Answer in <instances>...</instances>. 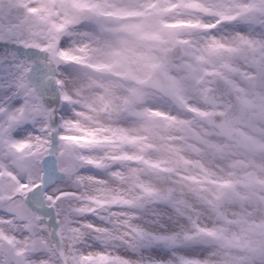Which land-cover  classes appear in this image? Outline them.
<instances>
[{"label": "snow or ice", "instance_id": "1", "mask_svg": "<svg viewBox=\"0 0 264 264\" xmlns=\"http://www.w3.org/2000/svg\"><path fill=\"white\" fill-rule=\"evenodd\" d=\"M114 7L0 0V264H264V0H156L136 108L71 83Z\"/></svg>", "mask_w": 264, "mask_h": 264}, {"label": "flooded vegetation", "instance_id": "2", "mask_svg": "<svg viewBox=\"0 0 264 264\" xmlns=\"http://www.w3.org/2000/svg\"><path fill=\"white\" fill-rule=\"evenodd\" d=\"M119 1L121 0H111L115 4L114 8L100 10V19L88 31L85 38L84 50L74 52L68 59L83 63L85 72L90 76L98 75L99 79L102 77L104 80L126 79L134 85H137V81H141V84L148 88L145 81L154 77L156 67L163 62L165 49L163 46L170 39L167 34L170 25L156 7V0H125L137 6L131 9L119 8L122 6ZM125 39L152 47L158 45L157 50L162 62L156 64L152 57L148 64L150 73L141 77L145 72L141 71L139 57L150 54L146 49L143 53L135 47L133 52L131 48H125L124 45H127ZM134 61H137V64Z\"/></svg>", "mask_w": 264, "mask_h": 264}, {"label": "rangeland", "instance_id": "3", "mask_svg": "<svg viewBox=\"0 0 264 264\" xmlns=\"http://www.w3.org/2000/svg\"><path fill=\"white\" fill-rule=\"evenodd\" d=\"M122 6L119 8L121 9H131L137 8V6L131 5V2L121 0L119 1ZM84 42L85 39L78 45L77 52L84 50ZM124 42L127 45H124L125 48H131L132 52L133 49L137 48L141 50L143 53L146 49V52L150 54V56L139 57L140 60L138 61L141 64V71L145 73L141 76L144 77L150 73V69H148L149 61L154 58V62L158 64L162 62L161 56L157 50L158 45L147 46L144 44H139L135 41L131 42L128 39H125ZM132 45V46H130ZM135 47V48H134ZM163 47H166L163 46ZM75 51V53H76ZM126 55H130L129 53H125ZM81 56V55H77ZM134 59V57H133ZM131 59V60H133ZM137 64V61H134ZM84 64L81 62H74L72 67L71 74L75 78V90L80 94L82 99L85 102L93 104H103V105H119V106H130L136 108V102L142 100L150 95V90L146 88L144 85L141 84V81H137V85L132 84L131 81L128 80H113L104 78H100V76H90L89 73L85 72ZM74 68V69H73ZM73 84V82H72ZM137 110H139L137 108ZM143 126V125H141ZM84 139V138H82Z\"/></svg>", "mask_w": 264, "mask_h": 264}, {"label": "bare ground", "instance_id": "4", "mask_svg": "<svg viewBox=\"0 0 264 264\" xmlns=\"http://www.w3.org/2000/svg\"><path fill=\"white\" fill-rule=\"evenodd\" d=\"M70 77H71V83L73 82V84H72V85H73V86H74V88H75L76 86H75V84H74V83H75V81H76V80H75V78H74V76H73L72 74H70Z\"/></svg>", "mask_w": 264, "mask_h": 264}, {"label": "water", "instance_id": "5", "mask_svg": "<svg viewBox=\"0 0 264 264\" xmlns=\"http://www.w3.org/2000/svg\"><path fill=\"white\" fill-rule=\"evenodd\" d=\"M149 81H150V80H149ZM149 81H147V83H148Z\"/></svg>", "mask_w": 264, "mask_h": 264}]
</instances>
